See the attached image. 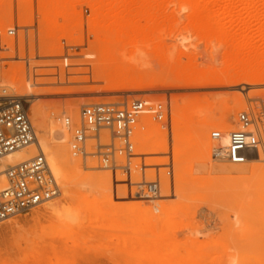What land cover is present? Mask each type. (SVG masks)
Masks as SVG:
<instances>
[{
  "label": "bare ground",
  "instance_id": "obj_1",
  "mask_svg": "<svg viewBox=\"0 0 264 264\" xmlns=\"http://www.w3.org/2000/svg\"><path fill=\"white\" fill-rule=\"evenodd\" d=\"M32 1L17 0V26H32L35 17ZM35 3L36 15L40 17L37 20L39 39L35 45L30 36L32 43L26 47L30 52L29 58L62 56V39H68L72 46L82 45L85 23L81 15H76V9L84 6L91 11L86 26L94 36L96 56L91 80L102 85L48 87L70 82L86 83L88 78L66 79L61 68L59 79H38L37 76L44 73L33 68L47 66V61L44 65H34L32 68L28 62L27 74L24 68L0 66V93L16 92L17 96L27 98V112L37 139L35 144L0 158V182L8 167L23 163L41 150L59 186L57 196H61L62 200L72 198L74 204L60 208V201L49 202L42 212L34 213L35 219L45 213L49 217L55 216L61 209L65 215H73L78 226L82 224L80 218L95 224L91 230L94 235L90 234L89 240L98 235L100 245L114 244L115 248L119 247L120 254L127 256L126 264H171L165 256L170 255L171 251L165 252L161 248L170 244L171 240H176L178 232L191 228L200 204L224 202L227 185L221 187L217 183L219 179L208 177L203 180L198 174L209 176L212 173V153L217 148L225 147L229 133L239 128L233 126L231 115L245 105V87L264 86V34H261L264 28H258L261 33L256 43L245 34L251 30L250 25L243 24L239 33L232 34L225 27L205 21L204 18L213 14H226L237 7L251 14L258 13L264 10V0H36ZM12 7L7 5L4 8L0 13L1 20L12 21ZM171 7L186 11V29L203 38H219V46L223 51L221 68L201 67L196 55L188 49L169 51L162 34L177 25ZM72 27L80 33L78 38L72 37ZM24 44L23 40L19 44L22 57ZM82 72V69L73 71ZM51 73H55V70ZM25 75L28 77L26 81ZM38 86L47 87L35 88ZM198 88H234V106H228L227 96L210 100L175 95L171 100V120H164L168 130L160 132L157 126H147L139 151L146 155H166L163 160L151 161L169 165L172 190L173 181L175 184V192L171 195L169 181L167 177L163 179L160 190L162 200L158 206H143L144 201L131 197L123 184L121 196H114L113 201L109 184H114L115 180L109 176L84 173L79 160L71 157L61 119L64 114L75 117L82 104L65 101L63 96L73 93L160 91V101H165L170 91ZM253 94L250 93V96ZM217 111H221L219 116L213 114ZM148 118L146 116L145 120ZM213 129L221 133L217 144L208 137ZM152 130L154 134L159 132L158 135L152 134ZM262 156V151L258 149L257 156L251 155L243 164L222 165L218 168L226 175L225 181L237 183L238 205L244 221L240 239L245 248L251 247L257 227L264 224L263 167L252 163V160L261 161ZM114 193H117L116 189ZM251 193H255V196H249ZM169 196L173 197L172 201L165 200ZM256 205L259 216L253 219L249 210ZM75 210L81 212L74 213ZM67 226L73 229L75 224ZM157 229L159 232L155 233ZM55 234H50L52 239L49 243L35 244L30 252L23 253L16 261L0 260V264H70L60 252L65 248L67 250L69 245L74 249L77 242L72 240L69 243L63 237L65 248L60 249V237ZM50 235L42 233V237ZM183 260L179 259L178 263Z\"/></svg>",
  "mask_w": 264,
  "mask_h": 264
},
{
  "label": "rangeland",
  "instance_id": "obj_2",
  "mask_svg": "<svg viewBox=\"0 0 264 264\" xmlns=\"http://www.w3.org/2000/svg\"><path fill=\"white\" fill-rule=\"evenodd\" d=\"M33 3V13L35 14L34 22L32 26H19L18 35L20 38H24L25 44L22 52H19V56H14L13 59H19L17 61L10 60L3 62L0 66L8 67L9 65L15 68H24L27 74L26 65L29 62L31 68L34 65H44L47 61V66H35L33 69L37 72H43L38 79H59L63 68L65 78L74 77H87L86 83L70 82L64 85H50L51 88L59 87H80V86H94L102 85L101 82H93L92 68L96 63V56L94 53V36L88 32L86 23L91 17V11L82 6L76 9V15H81L85 23L82 32L83 44L72 46L68 39H62L61 44L63 46V55L54 56L51 58H29L30 52L27 44L32 43L30 36L33 37V43L36 45L39 39L37 20L40 17L36 15V0ZM7 5L12 7V16L15 24L18 25L17 17V0H0V13L5 10ZM171 12H175L173 20L177 22L176 27L169 28L163 32V41L169 46V51L176 52L177 50H189L196 55L197 63L201 67L212 66L215 69L221 68L222 64V48L219 46V38H203L193 31L186 29L187 25V13L184 10H178L176 7H171ZM205 21L216 23L231 31L232 34L239 33V28L243 24L251 26V30L245 34L247 37L252 39L254 42H258L261 30H258L260 26L264 28V10H259L258 13H249V11L243 10L241 7L232 9L226 14H213L204 18ZM74 25V24H73ZM264 34V33H261ZM71 35L73 38H78L80 33L75 27L71 29ZM185 62L186 59H183ZM77 69H82V73H73ZM55 70V73H51ZM32 71V70H31ZM25 75V81L27 80ZM47 86H38L35 88H41ZM246 90L243 92V98L245 99V105L240 109L235 110L231 115V121L233 126L238 127V115L241 112H250L256 121H261L264 117V86L259 87H245ZM34 89V88H33ZM254 93L250 96V93ZM234 88H198V89H181L170 91L166 94L165 101L162 99V92L154 91L150 93L145 92H124V93H95V94H69L63 96V99L68 102L77 103L80 102L82 105L111 103V104H123L125 102H131L132 100H142L147 106H152L156 103H162L166 108V113L163 120H171V100L173 96H198L203 98H209L210 100H217L222 96H227L228 106L232 108L234 106L233 101ZM2 94H13L17 95L16 92L12 93H0ZM50 98V97H47ZM24 106L26 109L29 107V102L25 98ZM88 99V100H87ZM91 99V100H90ZM84 100V101H83ZM97 100V101H96ZM78 107L79 108L81 107ZM77 110V111H78ZM216 116L221 114V111L213 112ZM210 115V113H209ZM28 116L30 117L29 113ZM31 120V118H30ZM258 124V122H257ZM261 129L260 135V149L263 153L262 160H252V163L262 165L263 176H264V124L259 122ZM160 129V128H159ZM35 130V129H34ZM167 128H161L160 132H165ZM217 130V129H215ZM214 131V129L212 130ZM211 132V131H210ZM208 133V137L209 134ZM156 132L154 135H158ZM156 135V136H157ZM68 140V137H67ZM67 144V142H66ZM35 147V146H33ZM68 147V146H67ZM252 155L257 156V153ZM166 155H149L146 158V162L154 163L151 160L161 159L163 160ZM170 157V153H168ZM98 158L88 157L85 162H80L84 173L98 174L109 178H113L112 172L98 168ZM214 170L207 176V174H198L203 180L208 177L219 179V186L223 187L227 185V191L224 195V202L222 203H210L205 202L200 204L193 217L191 228L178 232L177 239L171 240V243L164 246L162 251H171L170 255H165L169 258L171 264H264V224L257 227L258 231L255 232L251 247L245 248L243 241H241L243 233V220L241 219V208L238 205L239 194L236 189L235 181H225V174L218 171V168L222 165H232L226 160H210ZM210 165V164H208ZM89 166V169H85ZM118 174V173H117ZM117 181L120 178L117 177ZM218 181V180H217ZM110 183V181H109ZM174 181L172 183L173 190L171 195L175 192ZM111 187V194L113 201L114 196H121L122 186L114 183L109 184ZM114 188V189H113ZM116 189L117 193H114ZM71 190H74L72 188ZM72 195V194H69ZM249 196H255V193H251ZM173 197L169 196L165 200H171ZM143 206H158L159 201H147L142 199ZM53 201H60V208L69 207L74 204L72 198L62 200L61 196H55L48 202L27 209L15 216L8 218L7 220L0 223V260H11L16 261L25 252H30L35 244L43 245L51 241L52 237L50 234L58 235V244L60 249L65 248L63 243V237H66L69 243L72 240L77 242V246L73 249L68 246L62 251V256L68 258L70 264H126L127 256L120 254V248H115L114 244L100 245L98 242V235L92 240H89V235L92 233V227L95 224L87 223L86 219H79L82 222L81 226H78V221L73 215H65L60 209L55 216L49 217L47 213L38 219H35L34 213L41 211L47 206V203ZM131 202L133 200H125ZM172 201V200H171ZM170 201V202H171ZM252 207L249 211L252 212L253 219L259 216L257 207ZM81 212L75 210L74 213ZM264 217V215L262 216ZM75 224L73 229H69L67 225ZM47 233L50 236L42 237V233ZM159 232V229L154 231ZM94 235V234H93ZM183 262H179V259H183ZM178 260V261H177Z\"/></svg>",
  "mask_w": 264,
  "mask_h": 264
},
{
  "label": "built area",
  "instance_id": "obj_3",
  "mask_svg": "<svg viewBox=\"0 0 264 264\" xmlns=\"http://www.w3.org/2000/svg\"><path fill=\"white\" fill-rule=\"evenodd\" d=\"M19 29L13 19L11 22L0 19V64L19 60L13 59L19 56L20 42L25 43L18 35ZM24 102V96L0 95V158L37 142ZM165 109L162 103L147 106L142 100H132L123 104L81 106L75 117L64 114L61 120L71 157L81 162L96 157L98 167L111 171L115 183L125 185L131 197L147 201L160 199L162 181L166 177L169 190H172L171 168L169 165L148 164L146 158L149 155L139 151V144L148 125L150 128H165ZM146 116L149 117L147 120ZM257 122L264 124V117L256 121L250 112L239 113V128L229 133L227 145L217 148L212 158L230 164L246 162L257 153L260 145L261 129ZM152 132L154 134V130ZM209 138L217 144L221 139L220 131H211ZM2 177L0 223L48 202L59 193L57 181L41 150L23 163L8 167Z\"/></svg>",
  "mask_w": 264,
  "mask_h": 264
}]
</instances>
